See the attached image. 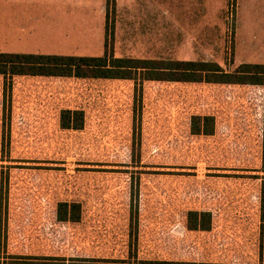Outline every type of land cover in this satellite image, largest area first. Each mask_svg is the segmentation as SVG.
Masks as SVG:
<instances>
[{"label": "rangeland", "instance_id": "obj_1", "mask_svg": "<svg viewBox=\"0 0 264 264\" xmlns=\"http://www.w3.org/2000/svg\"><path fill=\"white\" fill-rule=\"evenodd\" d=\"M109 4L104 29L90 13L91 56L264 65L243 50L264 52V11L155 13L146 34ZM50 9L35 41L70 54L77 13ZM8 103L7 118L0 76V264H264V85L14 76ZM65 109L83 111L81 130L60 128ZM194 116L213 133L192 134ZM62 202L78 222L58 221ZM189 211L210 230H188Z\"/></svg>", "mask_w": 264, "mask_h": 264}, {"label": "trees", "instance_id": "obj_2", "mask_svg": "<svg viewBox=\"0 0 264 264\" xmlns=\"http://www.w3.org/2000/svg\"><path fill=\"white\" fill-rule=\"evenodd\" d=\"M108 11V10H107ZM109 11L106 14L108 17ZM107 28V26H106ZM108 30V28H107ZM107 45L105 44V48ZM0 76L3 79V113L9 117L10 93L14 76H39L77 79H117L143 81L212 83L228 85H264V65L241 64L234 71H225L214 62L174 61L117 58L106 51L100 57H72L52 54H14L0 52ZM139 97V84L135 85ZM212 116L192 117L191 133L211 135L214 130ZM84 125L82 110L65 109L60 113V128L81 130ZM264 202H262V206ZM6 204L0 200V219L6 214ZM58 221L78 222L81 205L76 202L59 203ZM135 220L131 211L130 225ZM186 228L190 231H208L211 228L209 212L189 211Z\"/></svg>", "mask_w": 264, "mask_h": 264}, {"label": "crops", "instance_id": "obj_3", "mask_svg": "<svg viewBox=\"0 0 264 264\" xmlns=\"http://www.w3.org/2000/svg\"><path fill=\"white\" fill-rule=\"evenodd\" d=\"M116 14V20L125 19L133 23L132 28L148 30L154 28L155 13H163L158 16L165 18L172 12L194 13L193 19L198 20L204 12H219L227 7L229 0H109ZM108 0H0V52L14 54H44L39 42L35 41L36 29L42 27L37 24L34 13L44 11V6L50 7L52 12H72L73 21L71 28L74 38V47L70 54L56 53L72 57H100L91 56L90 13L97 11L102 13L105 27ZM243 3V7L249 12L264 11V0H235V3ZM236 4V5H237ZM240 5V4H239ZM26 13H30L27 16ZM199 13V16H198ZM169 18V17H168ZM88 20L85 24V21ZM151 20V23L149 22ZM146 21V22H145ZM82 22V23H81ZM135 22L137 24H135ZM144 22V23H142ZM142 23V24H141ZM85 27L87 31H85ZM142 35L144 32H139ZM252 44L249 40H243L244 59L263 60L264 52L261 43ZM88 52L85 53V50ZM248 54V55H247ZM130 59H155L149 55H137L132 57H117Z\"/></svg>", "mask_w": 264, "mask_h": 264}]
</instances>
